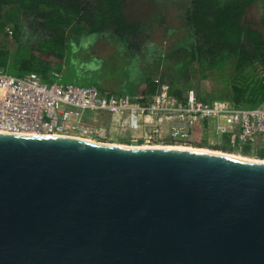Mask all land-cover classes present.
I'll return each mask as SVG.
<instances>
[{
    "label": "water",
    "instance_id": "water-1",
    "mask_svg": "<svg viewBox=\"0 0 264 264\" xmlns=\"http://www.w3.org/2000/svg\"><path fill=\"white\" fill-rule=\"evenodd\" d=\"M0 264H264V160L0 133Z\"/></svg>",
    "mask_w": 264,
    "mask_h": 264
},
{
    "label": "trees",
    "instance_id": "trees-1",
    "mask_svg": "<svg viewBox=\"0 0 264 264\" xmlns=\"http://www.w3.org/2000/svg\"><path fill=\"white\" fill-rule=\"evenodd\" d=\"M132 1L0 0V33L8 29L13 41L12 48L0 45V69L14 77L32 73L47 83L53 80V74L61 80L62 73L70 72V62L78 61L84 52L80 49L81 53L75 50L71 54L72 39L95 37L83 48L92 51L91 56H95L94 45L108 44L115 48L112 52L116 57L128 63L140 61L145 74L138 96L166 92L182 102L192 92L202 102L219 100L250 107L263 101L264 0H142L175 14V22L171 18L166 24L162 21L159 29L163 34L157 42L145 36L156 30L152 24L127 17L125 9ZM169 30L184 31L173 40L184 47L178 62L169 55L171 45L162 48L163 43L171 41L166 36ZM119 44L122 51L116 47ZM158 44L149 55L148 48ZM95 57L103 60V56ZM204 81L209 84L206 91L199 88ZM91 86L107 96L125 94ZM190 146L222 153L236 150L227 138L208 147L196 136ZM240 154L264 160L263 150L248 146Z\"/></svg>",
    "mask_w": 264,
    "mask_h": 264
},
{
    "label": "built area",
    "instance_id": "built-area-1",
    "mask_svg": "<svg viewBox=\"0 0 264 264\" xmlns=\"http://www.w3.org/2000/svg\"><path fill=\"white\" fill-rule=\"evenodd\" d=\"M52 77L47 83L32 73L14 77L0 69L1 134L107 141L108 124H89L93 117L109 115L123 120L124 132L129 134L126 144L186 147L199 136L217 139V144L227 138L239 153L246 146L264 151V99L250 107L219 100L202 102L192 92L182 102L166 92L146 98L107 96L94 86L62 84L58 74Z\"/></svg>",
    "mask_w": 264,
    "mask_h": 264
},
{
    "label": "rangeland",
    "instance_id": "rangeland-1",
    "mask_svg": "<svg viewBox=\"0 0 264 264\" xmlns=\"http://www.w3.org/2000/svg\"><path fill=\"white\" fill-rule=\"evenodd\" d=\"M125 10H126L127 17L129 19L142 21V23H144V24H152V26L156 29V30H154V32L148 33L147 35H145L146 38L148 37L149 41L152 40L154 42H157L159 40V38L161 37L160 35L163 34V30L159 29L162 21H164L163 24H166V22H169L168 21L169 18H171L172 22L176 21V19L173 18V17H175L174 13H170L169 11L165 12L162 9V7L158 6V4L151 3L150 1L133 0L131 3H129L127 5ZM250 16L251 17L253 16L252 13ZM157 29H159V30H157ZM7 32H8V29H5L3 33H0V45H4L8 49V48L13 47V41L10 39V35ZM182 34H184V31L180 30V31H173L172 32L171 30H169L167 32L166 36H168L171 39V41L168 40V42L163 43L164 45L162 47L164 49V47L166 46L167 49H169L168 45H171L170 49L168 50V51H170L169 55L172 56L174 61L177 60V62L181 57V54H182L184 47L179 42H176L174 44L173 40H175L176 37L181 36ZM163 37H164V35H163ZM88 39H90V37H78V38L72 39V41H71L72 44L70 45V47H71L70 51H72L71 54L74 53L73 51H75V50L77 52L81 53L78 50L82 49L84 52L81 53V57H82V55H85V57H83V59H80L81 57H80L79 53H77V55L80 58H78V61H73V62L71 61L70 62L71 66H72L69 69L70 72H68L66 74L62 73L61 74L62 79L60 80V82L62 84L89 86L91 84L97 85L98 82H100L99 79L104 78V79H109V83L111 85L120 86V87L124 88V89L120 88L118 90L129 91V92L135 91L136 92L139 84L140 83L142 84L143 77L145 74L144 70H141L139 67L140 61L135 60L134 62L129 64L126 60L120 59L119 57H116L117 54L113 53L111 55L112 49L109 47L108 44H104V45L98 44V45L93 46L94 55L95 56L97 55L99 57L103 56L102 57L103 60H99V59H97V57L91 56V54L93 53L92 51H90L88 49L84 50L83 49L84 47L82 48V45L86 44L88 42ZM156 46H159V44L148 48V49H150L148 52L149 55L153 54V51H155ZM116 47L121 48L122 46L119 44ZM166 47L164 50H166ZM121 50H122V48H121ZM109 55H111V56H109ZM108 56H109V62H108ZM73 65H75V67H79V68L73 70L72 69V68H74ZM100 67L102 68L101 71H100ZM146 72L148 73V70ZM75 75H77V76H75ZM199 88H201L202 91H204V90L206 91L207 89H209L208 82H206V81L201 82L199 85ZM120 93H122V92H120ZM92 120L93 121H91L89 125L93 126L94 124H98V125L105 126L104 124H106V125L108 124V126L111 130V136H110V138H108L107 141H94V142L102 143V144L129 146V147H140L139 145L136 146V144H132V143L126 144V141H129V134L127 132H124L125 126L123 124L122 119L113 120L112 117L109 115H101V117H93ZM200 139H203L202 141H205L206 144L208 145V147L213 146L214 144H217L220 142L217 139L208 141V140H205L206 139L205 137L204 138L200 137ZM163 146L164 147H166V146L175 147V145H166V144L161 145L160 147H163ZM187 147H192V146H187ZM192 148H194V147H192ZM205 149L206 150L209 149L210 151L212 150L210 148H205ZM260 150H262V149L257 148L254 151H260ZM216 152H220V151H216ZM225 154L240 156V157L246 158V159L259 160L255 156L243 157L237 151L232 152V153H225Z\"/></svg>",
    "mask_w": 264,
    "mask_h": 264
},
{
    "label": "bare ground",
    "instance_id": "bare-ground-1",
    "mask_svg": "<svg viewBox=\"0 0 264 264\" xmlns=\"http://www.w3.org/2000/svg\"><path fill=\"white\" fill-rule=\"evenodd\" d=\"M29 136H35V135H29ZM59 137H64V138H69V139L84 141V140L79 139V138H76V137H67V136H59ZM95 143H97V142H95ZM134 148L147 149L148 147H134ZM155 148H160V146L155 147ZM164 148L165 149L182 150V151H193V152L205 153V154H210V155L223 156V157H228V158H231V159H236V160H241V161H251V162L257 161V160L242 158L240 156H235V155H231V154L228 155V154H225V153H222V152L209 151V150H204V149H194L192 147H187V146L185 148H184V146H175V147H173V146H166Z\"/></svg>",
    "mask_w": 264,
    "mask_h": 264
},
{
    "label": "crops",
    "instance_id": "crops-1",
    "mask_svg": "<svg viewBox=\"0 0 264 264\" xmlns=\"http://www.w3.org/2000/svg\"><path fill=\"white\" fill-rule=\"evenodd\" d=\"M93 38H95V37H90V39H93ZM84 45L85 44H83L82 45V48L84 47ZM110 47V46H109ZM112 50H113V48L114 47H110ZM115 49V48H114ZM122 51V50H121ZM74 52V51H73ZM112 52V51H111ZM75 53V52H74ZM113 53V52H112ZM112 53H111V55H112ZM134 62V61H133ZM132 63V61H130L129 62V64H131ZM74 68H72L73 70H75V69H78L79 67H75V65L73 66ZM99 68V67H98ZM101 67H100V71H101ZM99 71V72H100ZM75 76H77V75H75ZM100 80V82H98V87L100 88V89H103V90H105V91H114V92H118V93H120V92H122V94L123 93H125V94H127L129 91H123V90H118V89H120V88H122V89H124L123 87H120V86H113V85H111L110 83H109V79H104V78H101V79H99ZM94 83V82H93ZM143 83V82H142ZM92 85H94V84H92ZM118 85V84H117ZM141 85V83L139 84V86ZM89 86H91V85H89ZM139 86H138V88H137V90H136V92L134 91V92H129L128 94L129 95H134V96H136L137 95V91H138V89H139Z\"/></svg>",
    "mask_w": 264,
    "mask_h": 264
}]
</instances>
